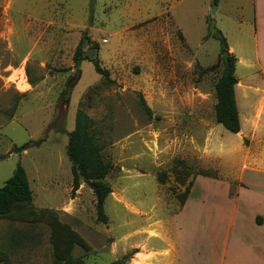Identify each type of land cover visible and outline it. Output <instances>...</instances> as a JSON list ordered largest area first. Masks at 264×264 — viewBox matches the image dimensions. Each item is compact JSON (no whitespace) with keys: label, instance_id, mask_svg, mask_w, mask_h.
<instances>
[{"label":"rangeland","instance_id":"374dc122","mask_svg":"<svg viewBox=\"0 0 264 264\" xmlns=\"http://www.w3.org/2000/svg\"><path fill=\"white\" fill-rule=\"evenodd\" d=\"M214 5L212 19L232 53L253 58L254 0H0V188L21 165L33 206L59 212L90 245L89 252L73 251L86 264L125 258L127 264L134 246L149 242L141 230L154 236L156 225L167 224L175 237L173 216L190 183L183 222L203 219L205 207L219 222L224 183L231 181L235 195L240 183L233 179L242 171L252 188L263 182L264 190V102L250 115L253 95L238 93V134L216 121L221 72L206 71L221 46L210 30ZM85 33L99 44L86 53L110 71L113 84L92 61L77 68L74 55ZM252 71L238 65L235 75ZM79 108L94 120L111 166L106 224L97 220V195L87 183L71 198L67 146ZM162 172L165 183L158 180ZM151 244L148 250L157 243ZM0 248L15 264H55L50 227L43 223L0 219Z\"/></svg>","mask_w":264,"mask_h":264},{"label":"crops","instance_id":"0c3cea01","mask_svg":"<svg viewBox=\"0 0 264 264\" xmlns=\"http://www.w3.org/2000/svg\"><path fill=\"white\" fill-rule=\"evenodd\" d=\"M7 4L8 2L4 7ZM254 20L255 28L251 41L254 59L244 55L236 56L238 62L235 71L237 72L238 65L253 70L244 78L237 77L238 83L235 87L237 106L239 92L244 93L248 99H251L250 94L253 95L250 115L255 113L260 101L264 102V0H254ZM229 51L232 53L235 49L229 46ZM238 110L241 121L239 106ZM256 163L254 159L252 165ZM244 170H247V167ZM254 172L260 173L258 169ZM233 180L240 184L235 195H231V181L224 183L221 192L224 202L217 214L219 222L213 223L210 220L206 207L203 210V219L183 222L181 218L187 216L193 195L191 194L182 209L173 216L175 237L170 236L171 232L165 223L156 225L154 236H148L147 229L141 230V234H144L149 242L135 245L134 252L126 263L264 264V190L260 187L263 182H259L255 187L259 189L254 190L246 180L244 171ZM257 218L261 219V223L257 222ZM154 240L157 243L154 250H148L154 245L151 244Z\"/></svg>","mask_w":264,"mask_h":264},{"label":"trees","instance_id":"16d2710c","mask_svg":"<svg viewBox=\"0 0 264 264\" xmlns=\"http://www.w3.org/2000/svg\"><path fill=\"white\" fill-rule=\"evenodd\" d=\"M219 0H214L218 3ZM220 40V53L217 62L206 69V71L219 70L221 75L216 84L217 103L215 105V117L218 124L222 125L228 132L238 134L241 132V121L236 102L235 87L238 79L235 75L237 57L229 51L226 38L219 32L214 34ZM99 44L92 41L91 37L85 33L76 48L74 60L76 66L83 60L92 61L95 70L102 76L105 83L113 84L111 73L103 68L97 57L91 58L86 53L87 50H98ZM35 84L34 81H30ZM141 104L145 110L151 114L150 108L141 97ZM18 152L25 150V147L15 148ZM103 145L95 131V122L88 113L79 108L76 112L75 128L69 133V143L67 146V156L71 162L72 189L71 198L81 186V182H91L97 187V220L101 223L108 222V215L105 211V201L112 192L110 185L105 181L111 171V166L105 161ZM1 158V156H0ZM187 174V173H186ZM198 175L216 178V174L201 171ZM168 175L162 172L158 176L160 183L167 181ZM189 184L186 191L180 194L181 206H183L190 194ZM0 219H8L14 222L43 223L50 227V242L54 251L55 264H86L82 258H75L73 251L75 246H80L83 250H91L87 241L68 223L61 220L59 212L55 210H37L33 206V192L30 187L26 171L18 165L14 175L7 180L0 188ZM261 223V219L257 218ZM125 259L115 261L111 264H125ZM0 264H15L12 258L4 249L0 248Z\"/></svg>","mask_w":264,"mask_h":264},{"label":"water","instance_id":"95a60500","mask_svg":"<svg viewBox=\"0 0 264 264\" xmlns=\"http://www.w3.org/2000/svg\"><path fill=\"white\" fill-rule=\"evenodd\" d=\"M216 10H217V6L214 5L212 6L210 12H209V24H210V30L212 33L214 34H219V31L218 29L216 28V22L215 20L212 19V16L216 13ZM81 76V72L80 71H77V75L76 77L71 81L70 83V86L72 87L77 81L78 79L80 78ZM70 97V93H68L66 95V99H68ZM87 185L93 190V192L97 195V187L91 183V182H87Z\"/></svg>","mask_w":264,"mask_h":264},{"label":"bare ground","instance_id":"6f19581e","mask_svg":"<svg viewBox=\"0 0 264 264\" xmlns=\"http://www.w3.org/2000/svg\"><path fill=\"white\" fill-rule=\"evenodd\" d=\"M23 82H25V79H24V77H23Z\"/></svg>","mask_w":264,"mask_h":264}]
</instances>
